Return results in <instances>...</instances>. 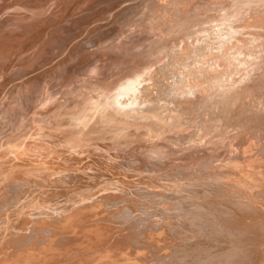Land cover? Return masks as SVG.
Here are the masks:
<instances>
[{
    "label": "rangeland",
    "instance_id": "1",
    "mask_svg": "<svg viewBox=\"0 0 264 264\" xmlns=\"http://www.w3.org/2000/svg\"><path fill=\"white\" fill-rule=\"evenodd\" d=\"M3 1L0 0V3ZM9 1L20 2V6L23 1L24 7L30 4L39 6L36 12L43 14L46 12L47 15L46 17L43 15L40 20L23 22L12 27L15 34H21L15 36H22V42H26L28 46L23 50L18 49V45L12 48L8 63L4 64V70L2 69L0 73V187H3L0 189V195L4 191L5 196L8 195L7 193H11L6 196V199L3 194L4 198L0 201V221L2 222L0 224H4L0 226V232L2 231L0 244H3L7 238L15 236L16 233V236L21 237L24 234L22 243L24 245H20L22 252L27 253L29 247L34 249L30 248L32 251H39L41 249H39V245L45 244L46 241L39 237L44 235V230L41 231L42 229L37 227V223L32 222L33 227L31 219L43 216L42 213L46 211L66 210L72 204H79V201V205L91 201V194H95L93 198L95 197L96 200L97 193L112 192L117 193L118 196L116 195L114 200H110L105 205V208L113 214L110 216L112 219L108 217L103 221L100 220V222L108 220L106 223L110 222L114 228L113 230L110 225L107 226L110 228L107 231L113 233L110 235L111 233L107 232L111 237L108 235L109 239L105 240L106 244L104 243V245L106 246L94 248L89 245L88 248L93 249H88L82 247L84 245L82 243L62 241L60 246L67 245L65 248H68L69 251L64 248L63 253L65 254L60 253L59 258L57 255L54 257L58 260L61 258V261L65 262L68 257L65 255L74 252L68 257V261H70H67L68 264H88L90 262L95 264L97 260L94 254L98 249L99 253L107 254L109 252L108 255L112 258H119L120 254L126 256V260H124L126 264H264V194H259L261 193L260 188H264V185L257 183L258 180L261 181L264 178V109L258 110L261 107L255 105L264 102V0H242L243 3L241 0H210L211 2L209 0H158L159 2L156 0L158 4L154 0L156 5L167 2L165 4L167 8L166 6L150 7L149 0H86V3L83 2L84 0H80L81 4L79 3L74 8L75 10L73 9L76 12L72 10L70 13L69 10L75 0H61L59 5L51 11L48 8L49 2L44 3L45 7L42 3L35 5L32 2L27 3L26 0ZM216 1L221 2L216 6ZM42 5L45 9L43 12L40 8ZM137 5H141L142 10L135 17V14L131 15V13ZM23 6H21L22 11L14 10V14L19 16L25 12V14L35 12L25 9ZM230 6L232 7L230 8ZM55 9H58L59 13ZM232 9L234 13H229V10L232 11ZM60 12L64 13L60 15ZM85 12L87 15H84ZM130 17L137 18L138 23L132 26L128 25L127 21ZM222 17L228 18L224 20ZM219 26H225L224 30L226 29L225 32H227L224 35L225 38H220L224 39V42L229 39L235 41L236 38L247 39L246 51L244 50L240 54L239 60L236 61V64L239 65H237V69L235 67L234 74L224 80V86H226L223 88L224 91L229 89L226 90V93L222 89L221 95L211 97L209 102L198 109V104H201L199 102L203 103L205 95L211 92L197 91L195 95L185 99L188 102L185 103V110L180 111L182 115L176 111L180 109V105L176 107L172 104L169 105L172 109L174 107V111L168 106L171 109L170 116L172 114H177V117L181 116L178 118L179 121H182L181 128L180 126L178 128L164 126L168 125V121H164L166 117H163L167 115L164 107L162 109L164 115L161 114L163 119L159 121L160 123L153 118H149L148 121L141 117L139 119L130 116L132 119L125 118L127 123H121V126L115 124L116 126L113 125V128L109 125L112 124V121L99 118L100 113L98 112L103 109L107 110L108 106L103 105L96 110H91L92 105L96 101L104 99V96L119 82L140 73L138 71H144L143 66L147 69L152 62L168 60L174 47L176 49L177 44L181 41L192 40L196 36L202 37L207 34L208 29ZM24 29L25 31H23ZM37 36L40 39L42 36L43 38L39 41ZM189 36L191 37L189 38ZM227 38L229 39L227 40ZM58 40L59 43H57ZM83 41L86 43L84 44ZM126 44L127 46H125ZM30 47L33 49L32 52L27 50L31 49ZM87 51L92 52L89 54ZM22 54H26L24 55L26 57ZM32 58L34 61L31 62ZM87 64L90 66H86ZM171 66L179 73L184 70L178 69L179 67L176 68L172 64ZM135 67L137 69L141 67V69L137 70ZM205 71L204 68L201 72ZM132 73L133 75H131ZM187 79L183 83H187L189 81ZM190 82L195 83L196 81L188 83ZM197 83L203 84V91L204 88H208V91L218 88L215 87L216 85H210L212 80L208 78ZM52 84L54 85L52 86ZM133 86L135 90L131 95L138 98L143 88L142 81ZM48 90L54 93L50 91L46 93ZM177 91L179 90L175 91V97L178 100L184 99L185 96L180 95ZM176 93L180 95V98ZM90 112L92 113L90 115L94 117L90 122H87L86 115ZM183 113L185 114L183 115ZM44 138L45 140L48 138L47 141ZM260 144H263L262 148L259 147ZM76 146H80L82 151L80 147ZM71 147L74 150L76 147L79 151H72L74 152L72 154ZM59 148L62 151L58 150ZM91 152L92 154L89 156ZM83 153L85 155L81 156ZM77 154L81 161L74 160ZM99 155L101 156L99 157ZM9 160L11 161V164L8 163L10 167L1 168ZM11 170L21 171L18 172L22 175L20 179L24 176L23 172L25 176L27 175L24 176L25 180H20L18 177L17 180L15 177L17 172L13 175ZM8 174L9 177L10 175L13 177L9 179ZM68 175L69 178H67ZM2 178L7 179L6 183ZM39 181L42 183L38 184ZM49 181L50 183L47 184ZM36 182L37 186H35ZM43 182H46V185ZM7 189L9 192H6ZM20 197L23 198L19 199ZM247 202H249L247 207L250 206V203H255L257 207L255 210L259 213L252 212V210L250 213L247 210L246 213L244 206ZM33 205L36 206L33 208ZM25 206L29 209L32 208V212ZM15 207L18 208L15 209ZM250 207L248 209H251ZM258 207L263 209L260 211ZM11 208L13 210L9 212ZM25 208L29 211L25 212ZM33 209L35 210L33 211ZM117 211L123 220L118 218ZM203 211L208 212L206 214L208 216H205ZM23 213L24 215H22ZM30 214L33 215H31L33 218ZM125 214L128 215L125 216ZM21 217H25V219ZM98 218H95L96 224H99ZM6 219H11L8 220L10 223ZM17 219L19 221H16ZM234 219L238 223L233 222ZM25 220H29L31 228ZM22 222L28 223L26 229L25 225L22 228L23 224H20ZM57 223L59 222L57 221ZM243 223L245 226L253 228L248 229L250 235L246 231L248 235H245L243 240H236V237H243L237 236L240 234L239 230L243 231L244 229H239V224L241 227L244 226ZM32 227L38 229L34 230ZM235 227L237 228L235 229ZM90 228H93V225ZM6 229L8 230L6 231ZM234 229L238 232L237 234ZM31 230L35 232H31ZM232 232L236 234L234 239L233 236H230ZM34 235L37 237H29ZM54 236L60 238L61 232L58 231ZM36 238L40 240L38 239V241ZM28 241H33V245ZM11 244L9 249L13 251L16 249V244L13 241ZM37 244H39L38 247ZM12 246L14 247L12 248ZM79 247H82L81 250H77ZM42 250L40 251L43 253ZM70 251L72 252L70 253ZM90 255L95 259L92 257V261H89ZM63 256H65L63 258H66L65 260L62 259ZM54 257L47 259L51 258L49 260L53 264L56 259ZM57 259L56 261L59 263Z\"/></svg>",
    "mask_w": 264,
    "mask_h": 264
},
{
    "label": "bare ground",
    "instance_id": "2",
    "mask_svg": "<svg viewBox=\"0 0 264 264\" xmlns=\"http://www.w3.org/2000/svg\"><path fill=\"white\" fill-rule=\"evenodd\" d=\"M18 1V0H17ZM60 1L61 0H26V2L28 3V2H32V3H34L35 5H41L40 3H42V4H44V3H48L49 2V4H50V6H48V4H47V6H48V8H49V11H51L53 8H56L58 5H59V3H60ZM68 1V0H67ZM83 1V0H82ZM115 1V0H114ZM150 1V3L149 4H151V6L150 7H155V6H158V7H160V6H162V7H165L166 5V3H159V5H156V3H155V1L154 0H149ZM158 1V0H157ZM156 1V2H157ZM161 1V0H160ZM208 1V0H207ZM210 1V0H209ZM238 1V0H237ZM64 2V1H63ZM81 1L80 0H75V1H73V4H72V8H70V10H69V13L76 7V6H78V4L80 3ZM83 2H85L86 3V0H84ZM91 2V1H90ZM159 2V1H158ZM158 2H157V4H158ZM211 2V1H210ZM219 2H221V1H216L215 2V5L217 4L218 5V3ZM20 2H16V3H14V1H12V2H10L9 0H4L2 3H0L1 5H0V73L2 72V69L4 70V68H3V66H4V64L6 63H8L7 61L9 60V57H10V51H11V49L12 48H15V47H17V45H18V49H24L26 46H28V44H26V42L24 43V42H22V36H15L16 34H19V33H14L15 31H14V29L12 28L13 26H15V25H17L18 26V24H21V23H23V22H31V21H36V20H40L42 17H43V15H45V17H46V12L43 14V13H37L36 11H38V10H36V9H38V7L39 6H31V4L30 5H27V7H24L23 6V1H22V5L21 6H23L25 9H28V10H32V11H35L34 13L33 12H31L30 11V13H33V14H29V13H27V14H23V15H19V16H17V15H15L14 14V10H16V11H18V10H21L22 11V9H21V6H20V4H19ZM65 3V2H64ZM64 3H63V5H64ZM213 3H214V1H213ZM212 3V4H213ZM241 3H243L242 2V0H241ZM81 4V3H80ZM88 4H90V3H88ZM137 4V3H136ZM149 4H148V6H149ZM220 4V3H219ZM234 4V3H233ZM25 5V4H24ZM45 5V7H46V4H44ZM63 5H61L62 7H65V6H63ZM83 5V4H82ZM106 5V4H105ZM122 5V4H121ZM216 5V6H217ZM235 5V4H234ZM80 6V5H79ZM102 6V5H101ZM112 6V5H111ZM116 6V5H115ZM114 6V7H115ZM67 7V6H66ZM103 7V6H102ZM232 6H230V8H231ZM42 10V12L45 10L44 8H43V5H42V7H40ZM78 8H80V7H78ZM77 8V9H78ZM116 8V7H115ZM142 8V6L141 5H137V6H135V9L134 10H132V12L133 13H131V15H133V14H135V17L137 16L136 14H138L139 15V12L142 10L141 9ZM166 8H167V6H166ZM222 8V7H221ZM234 8V7H233ZM243 8V7H242ZM58 9L60 10V7H58ZM58 9H55V11H57L58 12ZM64 9H67V8H64ZM76 9V10H77ZM91 9V8H90ZM94 9V8H93ZM119 9V8H118ZM223 9H224V6H223ZM46 10H48L47 8H46ZM54 10V9H53ZM62 10H63V8H62ZM75 10V9H74ZM73 10V12H76V11H74ZM83 10V9H82ZM95 10V9H94ZM15 11V12H16ZM23 11H25L24 9H23ZM27 11V10H26ZM49 11H48V13H49ZM54 11V12H55ZM78 11V10H77ZM84 11H85V9H84ZM90 11V10H89ZM91 11H92V9H91ZM235 11V10H234ZM236 11H237V9H236ZM261 11V10H260ZM79 12V11H78ZM82 12V11H81ZM80 12V13H81ZM96 12V11H95ZM16 13H18V12H16ZM37 13V14H36ZM56 13V12H55ZM59 13V12H58ZM57 13V14H58ZM61 13H64V12H60V15H61ZM88 13V12H87ZM126 13V12H125ZM227 13V12H226ZM229 13H234L233 12V9H232V11L231 10H229ZM74 14V13H73ZM76 14V13H75ZM86 14V12L84 13V15ZM99 14V13H98ZM109 14V13H108ZM50 15H52V14H50ZM69 15V14H68ZM79 15V14H78ZM77 15V16H78ZM83 15V16H84ZM87 15V14H86ZM130 15V16H131ZM232 15V14H231ZM72 16V15H71ZM70 16V17H71ZM74 16H76V15H74ZM211 16H213V15H211ZM222 16H224V15H222ZM227 16V15H226ZM51 17V16H50ZM69 17V16H68ZM69 17V18H70ZM80 17V16H79ZM87 17V16H86ZM129 18L128 19V21H127V24L128 25H130V26H132V25H136L138 22V20H137V18ZM58 18V17H57ZM217 18V17H216ZM222 18H224V17H222ZM228 18V17H227ZM226 17L224 18V20L225 19H227ZM231 18V17H230ZM68 19V18H67ZM124 19V18H123ZM260 19V18H259ZM46 20V19H45ZM49 20V19H48ZM47 20V21H48ZM56 20V19H55ZM54 20V21H55ZM59 20V19H58ZM57 20V21H58ZM121 20H122V18H121ZM218 20H219V18H218ZM222 20V19H221ZM59 22V21H58ZM167 22V21H166ZM257 22V21H256ZM47 23V22H46ZM69 23H70V21H69ZM74 23V22H73ZM77 23V22H76ZM43 24H45L44 22H43ZM175 24V23H174ZM59 25V24H58ZM91 25H93V24H91ZM176 25V24H175ZM251 25V24H250ZM47 26V25H46ZM60 26V25H59ZM62 26V25H61ZM107 26V25H106ZM114 26V25H113ZM246 26V25H245ZM52 27V26H51ZM70 27V26H69ZM114 27H116V26H114ZM121 27H122V25H121ZM175 27V26H174ZM61 28V27H60ZM96 28H98V27H96ZM224 28H225V26H219V27H214V28H210V29H208L206 32H207V34L206 35H203L202 37H200V36H196L195 38H193L192 40H188V39H185L184 41H181L179 44H177V46H176V49H175V47H174V50L172 51V55L170 56L169 54H167V55H169V57H168V60H166V61H164L163 62V60L161 61V62H152L148 67H147V69H146V67H144L143 66V69H144V71H138V72H140V73H138V74H136V75H134V76H130V77H128V78H126L125 80H123V81H121V82H119L117 85L116 84H114V85H116L115 86V88L114 89H112L110 92H108V94H106L105 96H104V99L102 98V99H100V100H98V101H96L93 105H92V107H91V110H96L98 107H100V106H103V105H105L106 107L108 106V109L107 110H101L100 112H98V113H100V115H99V118H100V120H106V121H112V124H109L110 125V127H112L113 125H115V124H118L119 126H121L120 124L121 123H123L124 124V122H126L127 120L125 119V118H127V117H129L130 118V116H134V117H138L139 119H149V118H153L154 120H157L158 122L161 120V119H163V117H166V119H164V121H168V125H164V122H162L163 124L162 125H164V126H168V128H169V126L170 127H177L178 128V126H180L182 123V121H179L178 120V118L179 117H181L180 115H179V117H177L176 115H173L172 114V116H174V117H172V116H170V110L172 109V107L171 106H169V105H171L172 104V106L173 105H175V107L177 106V105H180L179 107H180V109L179 110H176V111H178V113H180V111L181 110H185L184 109V106H185V103L186 102H188L187 100H185V99H187V98H189V97H191V96H193V95H195V93L198 91V92H211V93H209V94H207V95H205V98L203 99V103L202 102H199V103H201V104H198V106H197V108L198 109H201V107H203V104H206L207 102H209V100H211V97L213 98L214 96H218V95H221V90L223 89V88H225L226 86H224V80H226L225 78L227 77H230L231 76V74H234L233 73V71H234V69H235V67H236V69H237V65H239V64H236V61H238L239 60V56H240V54L242 53V52H244V50H245V46H246V44H247V39L246 40H244V39H242V38H236V40L235 41H230V39L229 38H227V40L228 41H223L224 39H220V38H222V37H224L225 38V33H227V32H225V30H224ZM13 29V30H12ZM41 29V28H40ZM52 29V28H51ZM79 30H81L82 28H78ZM170 29V28H169ZM32 31H33V29H31ZM85 30V29H84ZM232 30V29H231ZM23 31H25V29L23 30ZM96 31V30H95ZM55 32V31H54ZM85 32V31H84ZM110 32V31H109ZM230 32V31H229ZM228 32V33H229ZM25 33V32H24ZM32 33H35V32H32ZM37 33V32H36ZM88 33V32H87ZM118 33V32H117ZM51 34V33H50ZM112 34V33H111ZM19 35H21V34H19ZM44 35V34H43ZM58 35H59V33H58ZM94 35H95V32H94ZM106 35V34H105ZM113 35V34H112ZM120 35V34H119ZM123 35V34H122ZM24 36H26V35H24ZM33 36V35H32ZM53 36V35H52ZM68 36V35H67ZM92 36V35H91ZM90 36V37H91ZM227 36V35H226ZM19 38V40H18V38ZM38 37V36H37ZM46 37V36H45ZM44 37V38H45ZM54 37V36H53ZM83 37V36H82ZM89 37V38H90ZM101 37H103V36H101ZM106 37H108V36H106ZM115 37V36H114ZM191 36H189V38H190ZM10 38H12L11 40H10ZM33 38V37H32ZM36 38V37H35ZM35 38H34V40H35ZM39 38V37H38ZM42 38H43V36H42ZM41 38V39H42ZM61 38H62V36H61ZM88 38V39H89ZM94 38V37H93ZM99 38V37H98ZM247 38V37H246ZM24 39V38H23ZM26 39V38H25ZM40 38H39V41L41 40ZM63 39H65V38H63ZM62 39V40H63ZM95 39V38H94ZM33 40V42H35ZM102 40V39H101ZM129 40V39H128ZM233 40V39H232ZM64 41V40H63ZM120 41V40H119ZM131 41V40H130ZM246 41V42H245ZM49 42V41H48ZM84 42V44L86 43L85 41H83ZM36 43H38L39 44V42H36ZM52 43V42H51ZM57 43H59V40H58V42ZM61 43V42H60ZM107 43V42H106ZM115 43V42H114ZM33 44V43H32ZM32 44H31V46H32ZM93 44V43H92ZM37 45V44H36ZM56 45V44H55ZM106 45V44H105ZM248 45V44H247ZM30 46V45H29ZM60 46V45H59ZM125 46H127V44L125 45ZM33 47V46H32ZM159 47V46H158ZM157 47V48H158ZM161 47V46H160ZM162 47H164V46H162ZM173 47V46H172ZM31 48V47H30ZM35 48V47H34ZM101 48H102V46H101ZM122 48V47H121ZM156 48V49H157ZM171 48V47H170ZM27 49V48H26ZM39 49H40V47H39ZM118 49V48H117ZM131 49V48H130ZM129 49V50H130ZM155 49V48H154ZM153 49V50H154ZM155 49V50H156ZM166 49V48H165ZM168 49V48H167ZM173 49V48H172ZM171 49V50H172ZM207 49H209V51H207ZM28 51H31V50H33L32 48L31 49H27ZM35 50V49H34ZM37 50V49H36ZM101 50V49H100ZM109 50V49H108ZM164 50V49H163ZM206 50V51H205ZM13 51V50H12ZM16 51V50H15ZM25 51V50H24ZM24 51H23V53H24ZM97 51V50H96ZM112 51V50H111ZM162 51V50H161ZM169 51V50H168ZM246 51V50H245ZM20 52V51H19ZM26 52V51H25ZM32 52V51H31ZM88 52V51H87ZM86 52V53H87ZM90 52H92V51H90ZM90 52H88L89 54H90ZM153 52V51H152ZM160 52V51H159ZM158 52V53H159ZM167 52V51H166ZM171 52V51H170ZM248 52V51H247ZM11 53H13V52H11ZM17 53V52H16ZM34 53V52H33ZM84 53V52H83ZM85 53V54H86ZM246 53V52H245ZM250 53V52H249ZM36 54V53H35ZM247 54V53H246ZM246 54H245V56H246ZM23 56L24 55H26V54H22ZM21 55V56H22ZM30 55V54H29ZM79 55V54H78ZM87 55V54H86ZM160 55H161V53H160ZM20 56V55H19ZM20 56V57H21ZM22 56V57H23ZM28 56V55H27ZM98 56H99V54H98ZM207 56V57H206ZM19 57V58H20ZM24 57H26V56H24ZM33 58L35 57L34 56V54H33V56H32ZM77 57V56H76ZM87 57V56H86ZM165 57V56H164ZM164 57H163V59H164ZM32 58V59H33ZM95 58V57H94ZM98 58V57H97ZM114 58V57H113ZM242 58V57H241ZM15 59V58H14ZM18 59V58H17ZM24 59V58H23ZM26 59V58H25ZM116 59V58H115ZM20 60V59H19ZM22 60V59H21ZM27 60L28 61H30V59H28L27 58ZM242 60V59H241ZM26 61V60H25ZM32 61H34V59L33 60H31V62ZM108 61V60H107ZM106 61V62H107ZM31 62H29V63H31ZM242 62H243V60H242ZM18 63V62H17ZM22 63V62H21ZM23 63H25V62H23ZM28 63V62H27ZM91 63V62H90ZM104 63V62H103ZM10 64V63H9ZM32 64V63H31ZM106 65L108 64V62L107 63H105ZM171 64L174 66V67H176V68H178V69H180V68H182V70L184 69V70H186V72H184V70H183V72H181V73H179L178 71H177V69H174V68H172V66H171ZM243 64V63H242ZM25 65V64H24ZM29 65V64H28ZM99 65H101V64H99ZM13 66V65H12ZM11 66V67H12ZM86 66H88V64L86 65ZM90 66V65H89ZM88 66V67H89ZM102 66V65H101ZM100 66V67H101ZM140 66V65H139ZM10 67V66H9ZM26 67V65L24 66V68ZM30 67V66H29ZM76 67V66H75ZM97 67H99V66H97ZM114 67V66H113ZM138 67V66H137ZM137 67H135L136 69H137ZM5 68H6V66H5ZM85 68V67H84ZM87 68V67H86ZM140 69H141V67H139ZM138 68V69H139ZM206 69V71L203 73V72H201V71H203V69ZM100 69V68H99ZM126 69H128V68H126ZM135 69V70H136ZM137 69V70H138ZM139 69V70H140ZM70 70V69H69ZM76 70V69H75ZM101 70V69H100ZM136 70V71H137ZM181 70V71H182ZM8 71H9V68H8ZM8 71H6L7 73H8ZM98 71V70H97ZM126 71V70H125ZM129 71V70H128ZM180 71V70H179ZM6 72H5V74H6ZM132 72V71H131ZM76 73V72H75ZM131 75H133V73L131 74ZM1 76H3V75H1ZM117 78V77H116ZM188 78V79H187ZM204 78H208V79H211L212 80V84H210V85H216L215 87H218L216 90H210V91H208L209 89L208 88H204L205 90L203 91V84H201V83H197V82H199V81H201V80H203ZM185 79H187V81L189 80V81H196L195 83L193 82H190V83H183V81L185 80ZM117 81V80H116ZM140 81H142V84H143V88H142V90H141V93H140V95L138 96V98H135L134 96H132L131 95V93L135 90L134 89V84H137V83H140ZM37 83V82H36ZM35 83V84H36ZM56 83V82H55ZM103 83V82H102ZM192 83V84H191ZM57 84H58V82H57ZM105 84V83H104ZM34 85V84H33ZM32 85V86H33ZM54 84H52V86H53ZM110 85V84H109ZM108 85V86H109ZM30 86V85H29ZM36 87V86H35ZM107 87V86H106ZM214 87V86H213ZM105 88V87H104ZM110 89H111V86L109 87ZM230 88V87H229ZM34 89V88H33ZM49 89V88H48ZM61 89V88H60ZM228 89V88H227ZM226 89V90H227ZM39 90H40V88H39ZM51 90H52V88H51ZM176 90H179V91H181L182 93H180L179 91H177V93H179L180 95L182 94V96L184 95L185 96V98L184 99H180V100H178L176 97H175V91ZM226 90L224 91V89H223V92L224 93H226ZM229 90V89H228ZM231 90V89H230ZM50 90H48V91H46V93H48ZM221 91V92H220ZM51 92V91H50ZM220 92V93H219ZM51 93H54V92H51ZM176 93V94H177ZM227 93H228V91H227ZM34 94V93H33ZM179 94H177L178 96H179V98H180V95ZM249 96V95H248ZM209 97V98H208ZM53 98V97H52ZM155 100V99H157V100H155V101H153V100ZM163 99H164V101H163ZM96 100V99H95ZM147 100H148V102H147ZM205 100V101H204ZM81 101V100H80ZM86 101V100H85ZM89 101V100H88ZM202 101V100H201ZM100 103H102L101 105H99ZM140 103V104H139ZM194 103V102H193ZM195 103H197V102H195ZM191 104V103H190ZM255 105H257V107H261V108H258V110H260V109H264V102H262V103H260V105H259V103H257V104H255ZM171 107V109L169 108V107ZM196 106V105H195ZM11 107V106H10ZM163 107H164V111H166V113H167V115L166 116H163L164 114V112L162 113V109H163ZM186 107V106H185ZM206 107V106H205ZM173 109H174V107H173ZM172 109V110H173ZM207 109V108H206ZM257 109V108H256ZM88 110V109H87ZM90 110V111H91ZM174 111V110H173ZM188 111V110H187ZM205 111V110H204ZM83 113H84V111H82ZM89 112V111H88ZM92 112V111H91ZM88 113L87 115H86V119L88 120L87 122H90L91 120H92V117H94V116H92V115H90V114H92V113ZM172 112V111H171ZM182 112V111H181ZM195 112V111H194ZM87 113V112H86ZM175 113V112H174ZM185 113H186V111H185ZM185 113H183V115L185 114ZM78 114V113H77ZM161 114H163L162 116H161ZM181 114V113H180ZM182 115V114H181ZM141 117V118H140ZM175 117H177L176 119H175ZM80 118H82V117H80ZM42 119V118H41ZM130 119H132V118H130ZM135 119V118H134ZM138 120V119H137ZM195 120V119H194ZM77 121V120H76ZM149 121V120H148ZM153 121V120H152ZM151 121V123L152 124H154L153 122H155V121H153L152 122ZM82 122V121H81ZM189 122V121H188ZM127 123V122H126ZM125 123V124H126ZM132 123V122H131ZM130 123V124H131ZM150 123V122H149ZM156 123V122H155ZM160 123V122H159ZM190 123V122H189ZM195 123V122H194ZM58 124V123H57ZM130 124H128V125H130ZM151 124V125H152ZM186 124H188V123H186ZM73 125V124H72ZM132 125V124H131ZM191 125V124H190ZM116 126V125H115ZM125 127H126V125H124ZM133 126V125H132ZM55 127H57V126H55ZM123 127V126H122ZM113 128V127H112ZM172 128V129H173ZM180 128H181V126H180ZM48 129V128H47ZM56 129V128H55ZM54 129V130H55ZM119 129V128H118ZM49 130V129H48ZM51 131V130H50ZM118 131V130H117ZM54 132V131H53ZM52 132V133H53ZM121 132V131H120ZM119 132V133H120ZM124 132V131H123ZM51 133V132H50ZM116 134V133H115ZM124 134V133H123ZM117 135V134H116ZM120 135V134H119ZM47 136V135H46ZM98 136H100V135H98ZM117 137V136H116ZM122 137V136H121ZM42 138V137H41ZM40 139V138H39ZM48 139V138H47ZM47 139L45 140V138H44V140L45 141H47ZM55 139V138H54ZM51 140V139H50ZM49 141V140H48ZM54 141V140H53ZM257 141V140H256ZM39 142V141H38ZM70 142V141H69ZM68 142V143H69ZM255 142V141H254ZM48 143V142H47ZM50 143V142H49ZM71 143V142H70ZM258 143V142H257ZM263 143V142H262ZM65 144V143H64ZM74 144H76V143H74ZM78 145V144H77ZM80 145V144H79ZM88 145V144H87ZM86 145V146H87ZM91 145V144H90ZM261 145H263V144H260V146L259 147H261L262 148V146ZM81 146V145H80ZM79 146V147H80ZM83 146V145H82ZM264 146V145H263ZM48 147V146H47ZM76 147H78V146H76ZM76 147H74L75 148V150H77V151H79L78 149H76ZM78 147V148H79ZM84 147H85V145H84ZM65 148H67V147H65ZM72 148V147H71ZM86 149H87V147H85ZM260 148V149H261ZM264 148V147H263ZM82 148L80 147V150H81ZM259 149V150H260ZM58 150H61L62 151V149L61 148H59ZM70 150V149H69ZM73 148L71 149V152L72 151H74V152H77V151H75ZM85 150V149H84ZM83 150V151H84ZM89 150V149H88ZM52 151V150H51ZM66 151V150H65ZM68 151V150H67ZM66 151V152H67ZM82 151V150H81ZM87 151V150H86ZM115 151V150H114ZM264 151V150H263ZM65 152V153H66ZM74 152H72V154H74ZM85 152V151H84ZM113 152V151H112ZM79 153V152H78ZM82 153V152H81ZM251 153V152H250ZM64 154V153H63ZM91 154H92V152L89 154V156H91ZM103 154V153H102ZM263 154V153H262ZM79 155H80V153H79ZM82 155H85V153H83V154H81V156ZM95 155V154H94ZM248 155V154H247ZM5 156V155H4ZM32 156V155H31ZM101 155H99V157H100ZM106 156V155H105ZM103 157V156H102ZM107 157V156H106ZM98 158V157H97ZM106 159V158H105ZM7 160V159H6ZM74 160H80L79 159V156H78V154H77V157H75L74 158ZM108 160V159H107ZM5 161V160H4ZM66 161V160H65ZM81 161V160H80ZM242 161H244V160H242ZM10 162V164H11V161L9 160V161H7V163H5V164H3L2 166H1V168H5V167H7V166H9L8 165V163ZM103 162H104V160H103ZM107 162V161H106ZM110 162V161H109ZM112 162V161H111ZM46 163V162H45ZM108 163V162H107ZM48 165V164H47ZM226 165V164H225ZM12 166H13V164H12ZM10 167V166H9ZM237 167V166H236ZM8 168V167H7ZM6 169V168H5ZM5 169H1V170H5ZM11 169V168H10ZM9 170V169H8ZM77 170V169H76ZM230 170V169H229ZM7 171V170H6ZM12 171V170H11ZM249 171H251L250 169H249ZM255 171V170H254ZM15 172H17L16 170H14V171H12V173H13V175H14V173ZM18 172H21V171H18ZM15 173V174H17V176L15 175V177L17 178H19L20 179V177H22V175H21V173L19 174V173ZM1 173V172H0ZM2 173H3V171H2ZM44 173V172H43ZM46 173V172H45ZM260 173V172H259ZM11 174V173H10ZM22 174L25 176V174L22 172ZM26 174H28V173H26ZM54 174H55V172H54ZM75 174H77V173H75ZM1 175V174H0ZM13 175L11 176L10 175V177L12 178L13 177ZM37 175V174H36ZM45 175V174H44ZM56 175H57V173H56ZM59 175V174H58ZM64 175V174H63ZM74 175V174H73ZM216 175H218V174H216ZM215 175V176H216ZM221 175V174H220ZM220 175H218V176H220ZM232 175V174H231ZM23 176V178H21V179H24L25 177ZM32 176V175H31ZM117 176V175H116ZM120 176V175H119ZM218 176H216V177H218ZM7 177H9V174L7 175ZM6 177V178H7ZM9 177V179H11ZM37 177V176H36ZM52 177H54V176H52ZM56 177V176H55ZM58 177H60V176H58ZM64 177H65V175H64ZM63 177V178H64ZM70 176L68 175L67 176V178H69ZM247 177V176H246ZM252 177V176H251ZM260 177H262L263 178V176H261L260 175ZM18 178H17V180H18ZM39 179H42L41 177H38ZM249 178V177H248ZM262 178H260V179H262ZM3 179V178H2ZM20 179V180H21ZM44 179H45V181H47L46 180V177L44 176ZM50 180H52L51 178H49ZM221 179V178H220ZM5 180H7V179H5ZM4 179H3V181H5ZM15 180V179H14ZM14 180H13V182H14ZM25 180V179H24ZM30 180V179H29ZM31 180H33V179H31ZM54 180V179H53ZM56 180V179H55ZM54 180V181H55ZM256 180H258V179H256ZM10 181H12V180H10ZM23 181V180H22ZM99 181V180H98ZM108 181V180H107ZM253 181V180H252ZM8 182V181H7ZM26 182H28L27 181V179H26ZM61 183L63 182V181H60ZM105 182V181H104ZM111 182V181H110ZM208 182V181H207ZM241 182V181H240ZM260 183L262 186L264 185V178H263V180H261V181H257V183ZM5 183H6V181H5ZM30 183H31V181H30ZM42 183V182H41ZM40 183V181L38 182V184H41ZM50 183V181L47 183V184H49ZM228 183V182H227ZM242 183V182H241ZM249 183H251V182H249ZM26 184V183H25ZM27 184H29V183H27ZM37 184V182H36V185L35 186H37L38 185ZM43 184H45L46 185V182L44 183L43 182ZM52 184V183H51ZM53 184H55V183H53ZM58 184V183H57ZM105 184H107V183H105ZM244 184V183H243ZM256 184V183H255ZM5 185V184H4ZM11 185V184H10ZM3 186V185H2ZM20 186V185H19ZM22 186H23V184H22ZM29 186V185H28ZM98 186H100L99 184H98ZM108 186V185H107ZM214 186V185H213ZM220 186V185H219ZM239 186V185H238ZM244 186V185H243ZM255 186H257V185H255ZM260 186V185H259ZM71 187V186H70ZM89 187V186H88ZM103 187V186H102ZM110 187V186H109ZM212 187V186H211ZM246 187V186H245ZM245 187H243V188H245ZM3 187H0V189H2ZM39 188V187H38ZM44 188V187H43ZM42 188V189H43ZM50 188V187H49ZM67 188V187H66ZM98 188V187H97ZM116 188V187H115ZM214 188V187H213ZM13 189H15V188H13ZM59 189H60V187H59ZM63 189H64V187H63ZM107 189V188H106ZM217 189V188H216ZM248 189V188H247ZM261 190V193H259V194H264V188H260ZM6 190V189H5ZM98 190V189H97ZM97 190H96V192H97ZM100 190V189H99ZM31 191V190H30ZM61 191V190H60ZM220 191V190H219ZM2 192V191H1ZM6 192H9V190L7 189V191ZM44 192V191H43ZM214 192V191H213ZM5 193V191L3 192V194ZM42 193V192H41ZM2 194V195H3ZM8 195L9 194H11V193H7ZM119 194V193H118ZM122 194V193H121ZM217 194V193H216ZM2 195H0V196H2ZM8 195H6V196H8ZM92 195V199L90 198V196H89V198H90V200L91 201H86V202H84L83 204L81 203V205H79L80 204V201H79V204L77 203V204H72V206L70 207V208H68V209H66V210H63V211H59V210H54V211H46V212H44V213H42V214H44L43 216H40V217H32L33 215L32 214H30V216L33 218V219H29L30 221H31V224H32V222L33 223H37L36 225H37V227L38 228H41L42 230L41 231H43L44 230V235H42V236H39L40 238H42V239H45L46 241H45V244H41V245H39V244H37L36 246L38 247V245H39V249L40 250H42L43 248H45V249H43L42 251H43V253L39 250V251H32L31 249H33L32 247H29V245L27 246V248L29 247V250H31V251H27V253H23L22 252V246L24 245V244H22L23 242H24V234L22 235L23 237H21V236H16L17 235V233H16V235L15 236H12V237H10V238H7V242L5 243H3V244H0V264H52V262H51V260H49V259H51V258H49V259H47L48 257H54V255L56 256L57 255V257H58V255H60V253H63V251H65L66 249H68V248H65V247H67V245L65 246V245H63V246H60V244H61V242L62 241H68V243L69 242H75L76 244L77 243H82V244H84V245H82V247H89V245H91V247H94V248H98V247H102V246H106V245H104V243H105V240H107V238L109 239V237H108V233L107 232H110L111 234L110 235H112V231H107L108 230V228L109 227H107V226H109L110 225V228L113 226L112 224H110V222H108V223H106V221H108V220H106L105 222H102L103 220H105V219H107L108 217L109 218H111L110 216L112 215L113 216V214L111 213V211L109 210V209H107V208H105V205L110 201V200H114L118 195H117V193H112V192H110V193H103V194H98L97 193V196H96V200H95V197L93 198V196L95 195H93V194H91ZM117 195V196H116ZM249 195V194H248ZM6 196H5V194H4V197L2 196L1 198H0V201L2 200V198H4V199H6ZM115 196V197H114ZM261 196V195H260ZM120 197H122V196H120ZM127 197V196H126ZM9 198V197H8ZM13 198V197H12ZM21 198H23V197H20L19 199H21ZM87 198H88V196H87ZM86 198V199H87ZM3 199V200H4ZM85 199V198H84ZM250 199V198H249ZM83 200V199H82ZM263 200V199H262ZM7 201V200H6ZM83 201H85V200H83ZM207 201V200H206ZM250 201V200H249ZM253 201V200H252ZM255 201V200H254ZM258 201V200H257ZM10 202V201H9ZM14 202H15V200H14ZM17 202V201H16ZM15 202V203H16ZM216 202V201H215ZM22 203V202H21ZM219 203H220V201H219ZM264 203V202H263ZM7 204V203H6ZM12 204H13V202H12ZM17 204H18V202H17ZM22 204H24V203H22ZM40 204V203H39ZM39 204H37V205H39ZM44 204V203H43ZM254 204V205H253ZM5 205V204H4ZM40 205H42V204H40ZM45 205V204H44ZM69 205V204H68ZM68 205H66V206H68ZM128 205V204H127ZM246 205H249V202H247V204H245V210L244 211H246V213H247V210H249V213H250V211L252 210V212H254V211H256L255 209L257 208L256 207V205H255V203H250V206H246ZM23 206V205H22ZM36 205H33L32 207L34 208ZM70 206V205H69ZM243 206V205H242ZM4 207V206H3ZM3 207H2V209H3ZM27 209H29V207H27V206H25ZM46 207H47V205H46ZM51 207V206H50ZM251 208V209H248V208ZM6 208V207H5ZM4 208V209H5ZM13 208V207H12ZM10 209V211L9 212H11V210H13V209ZM18 207H15V209H17ZM20 208V207H19ZM24 208V207H23ZM26 208H25V212L27 211L26 210ZM36 208H38V207H36ZM43 208V207H42ZM127 208V207H126ZM132 208V207H131ZM210 208V207H209ZM217 208V207H216ZM259 208V207H258ZM1 209V210H2ZM22 209V208H21ZM54 209V208H53ZM57 209H59L58 207H57ZM125 209V208H124ZM129 209V208H128ZM207 209V208H206ZM205 209V210H206ZM260 209V208H259ZM261 209H263L262 207H261ZM261 209H260V211H261ZM18 210H20V209H18ZM24 210V209H23ZM30 211L32 210V208L31 209H29ZM28 210V211H29ZM35 209H33V211H34ZM38 210V209H37ZM131 210V209H130ZM166 210V209H165ZM258 210V209H257ZM17 211V210H16ZM27 211V212H28ZM40 211H41V209H40ZM43 211V210H42ZM206 211H209V210H206ZM206 211H203L204 213L203 214H205V216H208V215H206V214H208V212H206ZM211 211V210H210ZM263 211V210H262ZM14 212V211H13ZM12 212V213H13ZM24 212V213H25ZM32 212V211H31ZM118 212V211H117ZM122 212H123V209H122ZM218 212V211H217ZM2 214H3V212H1ZM21 213H22V211H21ZM24 213L22 214V215H24ZM242 213V212H241ZM256 213H259V212H257L256 211ZM262 213V212H261ZM10 214V213H9ZM9 214H8V216H9ZM14 214V213H13ZM117 214V213H116ZM118 214H119V212H118ZM124 214V213H123ZM4 215V214H3ZM21 215V216H22ZM37 215V214H36ZM121 214H119V216H118V218H121V216H120ZM126 215H128V214H125V216ZM216 215V214H215ZM233 215V214H232ZM8 216H6V217H8ZM30 216H28V217H30ZM115 216V215H114ZM117 216V215H116ZM115 216V217H116ZM16 217V216H15ZM97 218V217H99L97 220H99V224H96L97 222H96V220H95V218ZM123 217V216H122ZM221 217V216H220ZM233 217V216H232ZM13 218V217H12ZM21 218H24L25 219V217H21ZM94 218V219H93ZM125 218V217H124ZM126 218H128V217H126ZM244 218V217H243ZM3 219H5V218H3ZM20 219V218H19ZM23 219V220H24ZM112 219V218H111ZM114 219V218H113ZM122 219V218H121ZM120 219V220H121ZM216 219V218H215ZM230 219V218H229ZM232 219V218H231ZM246 219H248V218H246ZM8 220H11V219H8ZM7 219H6V221H8ZM22 220V221H23ZM27 220V219H26ZM25 220V222H28L29 223V220L28 221H26ZM100 220H102L101 222H100ZM110 220V219H109ZM123 220V219H122ZM130 220V219H129ZM220 220V219H219ZM224 220V219H223ZM236 220H238V219H236ZM256 220V219H255ZM3 221V220H2ZM16 221H19L18 219L16 220ZM57 221L59 222V223H57ZM94 221H95V223H94ZM114 221V220H113ZM116 221V220H115ZM128 221V220H127ZM206 221V220H205ZM208 221H209V219H208ZM249 221V220H248ZM263 221V220H262ZM1 222V221H0ZM9 223H10V221H8ZM21 222V221H20ZM25 222H22V223H20L21 225H22V228H24L25 227V229H26V226H28L27 224L28 223H26L25 224ZM121 222H124V221H121ZM216 222V221H215ZM233 222H235V223H238L237 221H235V219H234V221ZM241 222H242V220H241ZM2 223V222H1ZM16 224H17V222H15ZM55 223H57V224H55ZM125 223V222H124ZM211 223V222H210ZM224 223V222H223ZM230 223V222H229ZM261 223V222H260ZM8 224V223H7ZM6 224V225H7ZM16 224H14V225H16ZM30 223H29V226L31 225ZM234 224V223H233ZM233 224H231V225H233ZM241 224V223H240ZM240 224H239V229L240 228H244L245 229V231H244V229H243V231H241V230H239V233L240 234H237L238 232H236V228L238 227H235V233L237 234V236H243V237H241V238H237L236 237V234L234 233V232H232V234L230 235V236H233V239H234V237H236V240L238 239V240H241L242 238H245L250 232H248V229H251V228H253V227H248V226H245V224L243 223V225L244 226H241L240 227ZM2 225H4V224H2ZM1 224H0V226H2ZM13 225V226H14ZM25 225V226H24ZM34 224H32V226H33ZM93 225V228H90V226H92ZM112 225V226H111ZM117 225V224H116ZM127 225V224H126ZM162 225V224H161ZM215 225V224H214ZM252 225V224H251ZM19 226V225H18ZM24 226V227H23ZM95 226V227H94ZM226 226V225H225ZM236 226V225H235ZM8 227H9V225H8ZM19 227H21V226H19ZM19 227H16V228H19ZM34 227V226H33ZM32 227V228H33ZM117 227V226H116ZM124 227V226H123ZM232 227H234V225L232 226ZM5 228H6V226H5ZM13 229H14V227H12ZM15 228V229H16ZM30 228H31V226H30ZM37 228V229H38ZM109 228V229H110ZM113 228V227H112ZM3 229H4V227H3ZM9 229V228H8ZM8 229H6V231L8 230ZM34 229V228H33ZM36 228L34 229V230H37ZM57 229H59V230H57ZM20 230H21V228H20ZM24 230V229H23ZM113 230H114V228H113ZM210 230V229H209ZM255 230V229H254ZM5 231V233L7 234V232ZM15 231H17V229L15 230ZM27 231H28V229H27ZM33 230H31V232H32ZM40 231V232H41ZM58 231H60L61 232V236H60V238H59V236H57V238H55V236H54V234H56V233H58ZM246 231L248 232V234H246ZM2 232V231H1ZM0 232V233H1ZM14 232V231H13ZM13 232H11L12 234H13ZM22 232V231H21ZM24 232H26V231H24ZM35 231H33V233H34ZM50 232H52L51 233V235H50ZM253 232V231H252ZM4 233V234H5ZM15 233V232H14ZM33 233H31V234H33ZM37 233H38V231H37ZM42 233V234H43ZM116 233V232H115ZM11 234V235H12ZM20 234V233H19ZM26 234V233H25ZM119 234V233H118ZM235 234V235H234ZM242 234V235H241ZM244 234V235H243ZM252 234V233H251ZM264 234V233H263ZM1 235V234H0ZM109 235V236H110ZM152 235V234H151ZM205 235V234H204ZM246 235V236H245ZM250 235V234H249ZM122 236V235H121ZM213 236V235H212ZM225 236V235H224ZM245 236V237H244ZM3 237V236H2ZM6 237V236H5ZM4 237V238H5ZM29 237H37V236H29ZM52 237V238H51ZM111 237V236H110ZM115 237V236H114ZM149 237V236H148ZM4 238H2V240L4 239ZM37 240L39 239V238H36ZM250 239H251V237H250ZM40 240V239H39ZM38 240V241H39ZM243 240V239H242ZM4 241V240H3ZM2 241V242H3ZM11 241V242H10ZM12 241L14 242V244H16V249H14L13 251L12 250H10L9 249V247L12 245L11 243H12ZM44 241V240H43ZM1 242V243H2ZM29 243L31 242L32 243V245H33V241H28ZM41 243H42V241H40ZM107 242V241H106ZM27 243V242H26ZM30 243V244H31ZM38 243V242H37ZM204 243V242H203ZM76 244H74L75 246H76ZM106 244V243H105ZM215 244V243H214ZM20 245H22L21 247H20ZM81 245V244H80ZM14 246H12V248L14 247ZM31 246V245H30ZM115 246V245H114ZM213 246V245H212ZM231 246V245H230ZM229 246V247H230ZM26 247V246H25ZM72 247V246H71ZM81 247V248H82ZM90 247V248H91ZM242 247V246H241ZM11 248V247H10ZM31 248V249H30ZM35 248V247H34ZM65 248V250H63ZM81 248L79 247L77 250H81ZM90 248H88V249H90ZM113 248V247H112ZM223 248V247H222ZM24 249V251H25V248H23ZM38 249V248H37ZM73 249H76V248H74L73 247ZM72 249V250H73ZM86 249V248H85ZM91 249H93V248H91ZM103 249V248H102ZM211 249V248H210ZM231 248H229V250H230ZM21 250V251H20ZM34 250V249H33ZM76 250V251H77ZM97 251H100V250H98V249H96ZM104 250H106L107 251V249H104ZM109 250V249H108ZM127 250V249H126ZM126 250H125V252H126ZM219 250V249H218ZM228 250V249H227ZM228 250V251H229ZM251 250V249H250ZM68 251H69V249H68ZM84 251V250H83ZM88 251V250H87ZM94 251V250H93ZM92 251V252H93ZM95 252V257H96V260H97V262L95 263V264H126V261H124V260H126L125 259V257L126 256H124V255H121L120 254V257L119 258H112L111 256H109L108 255V253L106 254L104 251V253H99V252ZM110 251V250H109ZM111 251H112V249H111ZM120 251V250H119ZM124 251V250H123ZM209 251V250H208ZM211 251V250H210ZM231 251V250H230ZM248 251V250H247ZM72 251H70V253H71ZM78 252V251H77ZM81 252V251H80ZM90 252V251H89ZM88 252V253H89ZM136 252V251H135ZM226 252V251H225ZM238 252V251H237ZM74 253V252H73ZM72 253V254H73ZM231 253V252H230ZM63 254H65V253H63ZM67 254H69V252H67ZM72 254H70V255H65L66 257L68 256H71ZM82 254H84V256H87V255H85V253H82ZM123 254H124V252H123ZM232 254V253H231ZM62 255V254H61ZM126 255H127V253H126ZM131 255V254H130ZM210 255V254H209ZM214 255V254H213ZM227 255H229V254H227ZM65 256H63L62 257V259L65 257ZM75 256H76V253H75ZM116 256V257H117ZM134 256V255H133ZM137 256V255H136ZM140 256V255H139ZM142 256V255H141ZM166 256V255H165ZM221 256V255H220ZM237 256V255H236ZM263 256V255H262ZM61 257V256H60ZM68 257H67V260L64 262H62L61 261V258H60V260H58L56 257H54V259L56 258L58 261H59V263L56 261V259L54 260V262L56 261L58 264H60V262H62L61 264H68V262H70V261H68ZM77 257V256H76ZM82 257V256H81ZM93 257V256H92ZM91 257V255H90V257L88 258V260L89 261H92V258ZM95 257H93L94 259H95ZM129 257H131V256H129ZM135 257V256H134ZM145 257V256H144ZM163 257V256H162ZM229 257V256H228ZM227 257V258H228ZM241 257V256H240ZM59 258V257H58ZM84 258V257H83ZM225 258H226V256H225ZM42 259V260H41ZM66 259V258H65ZM65 259H63V260H65ZM129 259V258H128ZM131 259V258H130ZM129 259V260H130ZM132 259H133V257H132ZM143 259V258H142ZM146 259V258H145ZM230 259V258H229ZM235 259V258H234ZM255 259V258H254ZM73 260V259H72ZM87 260V261H88ZM163 260V259H162ZM68 261V262H67ZM76 261V260H75ZM86 261V260H85ZM86 261V262H87ZM134 262H135V260H133ZM263 261V260H262ZM54 262H53V264H54ZM55 262V264H57ZM84 262V261H83ZM95 262V261H94ZM128 262H130V261H128ZM132 262V261H131ZM231 262V261H230ZM75 263V262H74ZM91 263V262H90ZM90 263H88V264H90ZM133 263V262H132ZM137 263V262H136ZM229 263V262H228ZM70 264V263H69ZM79 264V263H78ZM85 264V263H84ZM92 264V263H91ZM127 264H130V263H127ZM164 264V263H163ZM212 264V263H211ZM231 264V263H230Z\"/></svg>",
    "mask_w": 264,
    "mask_h": 264
}]
</instances>
